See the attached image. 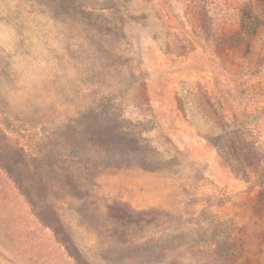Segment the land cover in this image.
<instances>
[{
  "label": "rangeland",
  "instance_id": "obj_1",
  "mask_svg": "<svg viewBox=\"0 0 264 264\" xmlns=\"http://www.w3.org/2000/svg\"><path fill=\"white\" fill-rule=\"evenodd\" d=\"M0 264H264V0H0Z\"/></svg>",
  "mask_w": 264,
  "mask_h": 264
}]
</instances>
